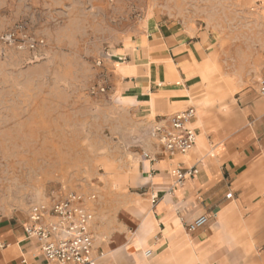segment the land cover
<instances>
[{
	"label": "crops",
	"instance_id": "1",
	"mask_svg": "<svg viewBox=\"0 0 264 264\" xmlns=\"http://www.w3.org/2000/svg\"><path fill=\"white\" fill-rule=\"evenodd\" d=\"M204 2L210 10L200 16L148 21L111 54L114 89L131 117L125 134L144 133L152 122L193 106L197 138L185 154L145 138L148 149L131 173L141 190L124 194L137 226L105 253V227L92 231L99 264H264V0ZM2 115L12 118L9 110ZM177 165L198 172L179 184L171 172ZM104 180L109 185L110 178ZM112 190L101 191L104 198ZM82 204L92 210L86 199ZM107 208L98 207L100 220ZM29 214L0 215V264H48L40 242L26 233ZM204 214L209 221L189 231Z\"/></svg>",
	"mask_w": 264,
	"mask_h": 264
},
{
	"label": "rangeland",
	"instance_id": "2",
	"mask_svg": "<svg viewBox=\"0 0 264 264\" xmlns=\"http://www.w3.org/2000/svg\"><path fill=\"white\" fill-rule=\"evenodd\" d=\"M204 1L0 0V215L76 190L92 209L94 234L106 229L104 253L134 232L137 212L124 194L141 190L131 173L155 122L125 134L131 117L110 57L148 21L208 12ZM98 207H111L101 220Z\"/></svg>",
	"mask_w": 264,
	"mask_h": 264
},
{
	"label": "built area",
	"instance_id": "3",
	"mask_svg": "<svg viewBox=\"0 0 264 264\" xmlns=\"http://www.w3.org/2000/svg\"><path fill=\"white\" fill-rule=\"evenodd\" d=\"M13 35L10 34L9 37ZM259 92L264 95V80L259 84ZM195 116L196 109L193 106L176 112L165 122L155 123L149 134L165 151L171 154H185L196 142L197 133L193 126ZM145 156L151 158L148 152ZM171 172L176 177V182L181 184L186 178L194 176L198 169L195 166L177 165ZM232 196V192L227 193V197ZM91 197L95 198V195ZM157 198L154 196L153 202H156ZM84 200L82 193L72 190L51 205L32 206L30 222L25 230L29 237H34L40 242L42 255L48 264H99L98 258L93 254L94 236L91 224L94 216L92 211L82 204ZM50 214L56 220L45 223V216ZM208 221V215H201L189 223L188 229L195 231ZM151 253V250H147L145 254L150 256Z\"/></svg>",
	"mask_w": 264,
	"mask_h": 264
}]
</instances>
